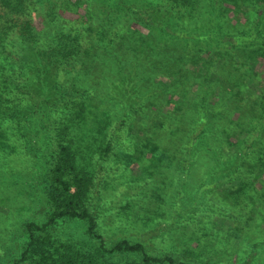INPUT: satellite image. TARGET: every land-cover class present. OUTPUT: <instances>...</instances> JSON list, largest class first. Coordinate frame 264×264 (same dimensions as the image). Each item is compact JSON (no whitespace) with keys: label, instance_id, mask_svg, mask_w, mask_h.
I'll list each match as a JSON object with an SVG mask.
<instances>
[{"label":"rangeland","instance_id":"1","mask_svg":"<svg viewBox=\"0 0 264 264\" xmlns=\"http://www.w3.org/2000/svg\"><path fill=\"white\" fill-rule=\"evenodd\" d=\"M160 1L140 0L142 7L135 11L137 20L145 18L156 22L155 15H146V12ZM175 1L187 4V8L180 12L170 11L168 14L171 17H164L163 31L172 34L184 29L178 28L171 18L187 24L186 36H192L193 44L202 48L195 63L190 66L183 63V68L174 63L177 77L172 78L173 75L169 76L167 72L153 71L150 59L137 63L138 71L127 61L120 74L111 72L114 59L108 60L110 67L107 69L100 59L90 58L89 61L95 60L97 69L90 65L86 81L78 79L80 90L77 89L76 97L81 95L79 102L85 104V109L64 117L66 123L58 132L63 134V144L69 146L76 156L79 168L92 178L89 203L97 224V235L89 233L87 222L79 219L59 220L50 227L49 233L54 239L64 241L70 250L83 255H96L102 240L108 248L128 240L142 243L153 256L169 255L188 264H264V205L260 211L254 206L257 197L249 201L241 198L239 203L229 200V209L242 208L243 211H229L228 217L220 222L219 229L214 230L216 221L213 219L210 222V217L217 212L215 197L221 192L207 190L204 194L194 187L183 186L184 175L177 158L172 160L170 152L159 151V147L165 145V138L158 129L160 126H156L160 125L161 118L165 120L166 112L173 107L168 100H174L176 106L182 107L178 96L184 92L192 98L198 89L201 93L216 83H221L224 91L245 87L259 90L262 87L264 73L260 79L257 76L260 63L264 60V44L246 40L241 45H235L242 54L237 64L232 56L229 57L231 67L228 73L221 70L220 57L227 59L229 54L224 52L219 57L216 51L211 50L217 45L225 50L226 45L234 40V34L241 32L240 29H249L247 34L249 31L264 34V18L261 16L264 7L259 0ZM220 17L224 18L223 23L216 22ZM220 23L225 25L223 32L227 40L221 39L219 43L217 38L210 39L207 28H217ZM140 30L148 33L147 30ZM204 37L206 41H203ZM177 43L182 50L186 48L184 42ZM141 44H137V48L144 45L150 49L153 45L150 41ZM252 44L259 48V52L249 50ZM90 49L91 53L96 51ZM188 72L200 81V88L192 86L189 91L191 86L187 85L183 91L175 86L176 83L173 84L174 80L185 84ZM136 73L142 81L137 87L134 85ZM88 79H92L89 84L97 91L90 87ZM47 83L34 79L33 84L44 93L45 100L50 98ZM97 85L103 87L96 88ZM151 87L155 88V95L158 96L154 104L147 101ZM85 88L90 95L86 96ZM170 93L174 97L168 99ZM49 105L40 106L45 114L43 120L52 110ZM150 111L158 112L160 117L150 121ZM149 127L158 130L159 135H143ZM38 128L28 121L9 122L1 126L0 264H15L20 260L29 242L27 223L41 225L52 211L47 197L50 172L64 158L59 152L55 129L47 123L44 131ZM239 134L238 138H241L245 133ZM49 135L51 143L47 141ZM109 259L115 264L120 260L119 257ZM122 261L136 264L140 256L125 254Z\"/></svg>","mask_w":264,"mask_h":264},{"label":"trees","instance_id":"2","mask_svg":"<svg viewBox=\"0 0 264 264\" xmlns=\"http://www.w3.org/2000/svg\"><path fill=\"white\" fill-rule=\"evenodd\" d=\"M259 2L264 7V0ZM140 3V0H0V131L3 124L15 121H28L32 126H38L39 131H44L47 123L55 129L59 152L64 158L50 172L47 197L52 211L41 225L27 223L29 242L15 264H115L109 258L116 257L120 258L118 264H126L122 261L125 254L140 256L136 264H188L169 255L153 256L140 242L122 240L108 248L100 235L99 252L96 255H83L70 250L64 241L54 239L49 233L50 227L59 220L79 219L87 222L89 233L97 235V224L89 203L92 178L79 168L76 156L69 146L63 144V134L58 132L66 123L64 117L85 109V104L79 102L81 95L77 98L76 94L77 89L80 90L78 79L86 81L85 75L90 65L97 69L95 60L89 59H100L107 69L110 67L108 60L114 59L111 72L120 74L125 62L130 61L138 71L137 63L150 59L153 71L167 72L173 78L177 77L173 64L177 63L181 68L183 63L190 66L202 49L201 45L193 44L192 36H186L189 26L182 20L174 21L171 18L178 28H184L182 31L172 34L163 31L165 18L171 17L168 13L183 11L187 4L161 0L146 12V15H155L156 22H150L141 17V20H137L135 11L142 7ZM261 16L264 18V10ZM223 21V17L216 19V22ZM221 23L217 28H207L210 39L217 38L219 43L221 39L227 40L223 32L225 25ZM240 30L234 34V40L226 45V51L219 45L211 50L216 51L219 57L224 52L229 54H226L227 59L220 57L221 70L224 69L226 73L230 72L231 67L229 57L232 56L237 64L242 54L235 45H241L246 40L264 44L263 33L249 31L247 34L249 29ZM149 41L153 44L152 48H145L144 45L137 48V44ZM177 41L184 42L186 48L182 50ZM203 41H206L205 37ZM254 46L250 45L249 50L259 52V48ZM90 48L96 51L91 53ZM260 64L257 79L264 73V60ZM187 75L185 84L172 80L173 84L176 83L175 86L183 91L187 85L191 86L189 91L192 86L200 88V81L194 79L191 72ZM34 79L41 83L48 82V100L44 99V93L39 88L33 86ZM135 79L134 85L137 87L142 82L138 73ZM88 80L89 84L92 79ZM220 84L216 83L201 93L198 89L192 98L186 92L178 94L182 107L176 106L174 100H168L173 107L166 112L165 120L161 118L160 125H156L160 126L158 129L165 138V145L159 147V151L164 149L172 154V160L177 158L184 175L183 186L194 187L204 194L207 190L221 192L215 197L217 212L210 217V222L213 219L216 221L214 230L219 229L220 222L228 217L229 211L235 212L233 209L236 208L230 205L229 209L228 203L257 197L254 206L259 207L260 211L264 205V84L259 90L245 87L227 91ZM85 93L86 96L90 95L87 88ZM170 96L172 93L168 99ZM157 100L155 88L151 87L147 101L154 104ZM45 103H49L52 110L43 120L45 114L40 106ZM155 113L150 111V121L160 117L158 112ZM239 133H245L242 140L238 138ZM143 135L151 137L159 135V131L149 127ZM235 140L239 143L236 144ZM47 141L51 143V135ZM236 211L243 210L238 208Z\"/></svg>","mask_w":264,"mask_h":264}]
</instances>
